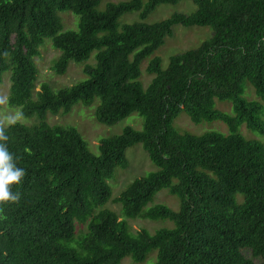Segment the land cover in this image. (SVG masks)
Here are the masks:
<instances>
[{"label": "trees", "instance_id": "obj_1", "mask_svg": "<svg viewBox=\"0 0 264 264\" xmlns=\"http://www.w3.org/2000/svg\"><path fill=\"white\" fill-rule=\"evenodd\" d=\"M0 0V80L10 71L7 104L20 108L32 126L0 125L18 166L26 170L13 191L18 201L0 202V264H120L129 257L153 264H264V148L236 134L244 124L264 136V0H190L191 14L145 23L157 6L183 0ZM79 17L77 31L61 32L58 11ZM139 21L118 25L122 15ZM174 26L209 27L197 48L148 61L153 75L144 89L140 62L153 54ZM45 38L60 52L52 69L64 74L92 51L88 78L53 92L41 85L32 100V57ZM248 83L260 102L242 98ZM98 105L97 122L111 126L135 113L142 130L124 128L100 140L92 155L78 132L49 126L46 113H66L81 102ZM228 102L233 116L214 108ZM184 111L191 122L221 121L228 135L179 133L172 121ZM141 144L155 171L131 181L116 199L122 216L100 209L111 197L107 181L126 168L125 151ZM165 189L178 211L146 205ZM119 218H121L119 220ZM169 223L153 233L132 232L126 220ZM244 252L250 253L246 257Z\"/></svg>", "mask_w": 264, "mask_h": 264}, {"label": "rangeland", "instance_id": "obj_2", "mask_svg": "<svg viewBox=\"0 0 264 264\" xmlns=\"http://www.w3.org/2000/svg\"><path fill=\"white\" fill-rule=\"evenodd\" d=\"M128 0H101L97 10L103 11L108 3H119ZM195 11V5L190 0H183L176 4H163L157 6L150 14L146 16L143 22L151 24L164 19H167L172 14H191ZM57 16L61 23V32L77 31L79 17L71 11H58ZM139 21L138 12H131L122 15L117 20L118 25L130 24ZM212 31L209 27H182L174 26L172 28V35L166 37L164 43L150 56L146 57L140 62V76L139 81L145 89L150 83L153 75L146 74V66L149 60L153 57L159 58L160 66L165 69L168 58L184 53L187 50L197 48L202 42L211 37ZM60 52L56 50L49 38H45L42 44L38 47V52L33 56L32 62L36 70V79L34 83V92L31 99H36V92L39 91L41 85H48L49 88L56 92L62 88H68L78 83L85 81L88 75L84 71L85 67H95L94 56L96 51H92L87 58L80 62H69L64 74H57L52 69ZM242 98L246 101L260 102L256 97L254 89L246 82L243 83ZM10 87V71H4L1 74L0 80V125L6 127L10 124L19 123L25 126H32L38 122V119L33 116L31 118H24L20 115V108L8 106L7 98ZM98 105V100L94 99L91 105L84 106L81 102L74 104L66 113H59L52 115L46 113L44 121L49 126H59L62 128L71 127L75 129L85 143L88 151L98 156V146L102 138L118 135L126 127H131L136 131L142 130L143 119L139 115L133 113L126 118L118 121L114 125L107 126L96 121L94 117L95 109ZM214 108L221 111L227 116H233V109L228 102L215 101ZM261 120L264 122V103H262ZM172 128L179 133H186L190 135L200 136L205 133H219L221 135H228L226 125L221 121H206L200 123H193L188 118L184 111H181L177 117L172 121ZM236 134L242 136L246 140L257 141L263 145L264 136L251 131L246 128L244 124L240 125ZM125 156L128 161V166L124 169L116 168L112 177L107 181L111 189V197L109 201L100 207V209H108L116 213L119 217L122 216V210L116 199L127 185L136 178L147 175L156 170V168L149 161L146 154L143 152L141 144L129 147L125 151ZM155 204H163L173 211H178L179 201L176 196L171 195L167 190L162 189L157 192L152 201L146 205V209ZM121 218H119L120 220ZM132 232L146 230L153 233L154 230L168 226L169 223L161 221H150L147 219L136 218L126 220ZM246 257H250V253L244 252ZM155 261V253L147 255L142 263H133L129 257L121 260L120 264H153ZM253 264H260L259 260L253 259Z\"/></svg>", "mask_w": 264, "mask_h": 264}, {"label": "clouds", "instance_id": "obj_3", "mask_svg": "<svg viewBox=\"0 0 264 264\" xmlns=\"http://www.w3.org/2000/svg\"><path fill=\"white\" fill-rule=\"evenodd\" d=\"M8 136L0 128V202L18 201L20 193L13 191L12 185L19 184L25 176L26 170L16 163L14 153L7 145Z\"/></svg>", "mask_w": 264, "mask_h": 264}]
</instances>
